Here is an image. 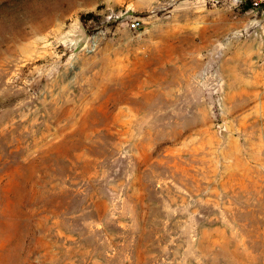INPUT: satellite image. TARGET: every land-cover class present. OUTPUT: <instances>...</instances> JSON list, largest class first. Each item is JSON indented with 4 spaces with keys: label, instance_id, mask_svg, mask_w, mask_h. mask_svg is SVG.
<instances>
[{
    "label": "rangeland",
    "instance_id": "1",
    "mask_svg": "<svg viewBox=\"0 0 264 264\" xmlns=\"http://www.w3.org/2000/svg\"><path fill=\"white\" fill-rule=\"evenodd\" d=\"M0 264H264V0H0Z\"/></svg>",
    "mask_w": 264,
    "mask_h": 264
},
{
    "label": "built area",
    "instance_id": "2",
    "mask_svg": "<svg viewBox=\"0 0 264 264\" xmlns=\"http://www.w3.org/2000/svg\"><path fill=\"white\" fill-rule=\"evenodd\" d=\"M139 26H140V22H138V21H134L131 24V27L134 28V29L138 28Z\"/></svg>",
    "mask_w": 264,
    "mask_h": 264
}]
</instances>
